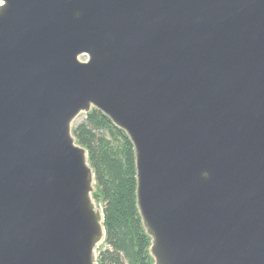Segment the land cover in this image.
Instances as JSON below:
<instances>
[{"label": "water", "instance_id": "water-1", "mask_svg": "<svg viewBox=\"0 0 264 264\" xmlns=\"http://www.w3.org/2000/svg\"><path fill=\"white\" fill-rule=\"evenodd\" d=\"M92 109L154 264H264V0H0V264H99Z\"/></svg>", "mask_w": 264, "mask_h": 264}, {"label": "trees", "instance_id": "trees-1", "mask_svg": "<svg viewBox=\"0 0 264 264\" xmlns=\"http://www.w3.org/2000/svg\"><path fill=\"white\" fill-rule=\"evenodd\" d=\"M77 143L88 151L95 173V200L103 207L105 241L98 248L99 264H154L136 201L134 146L126 133L97 109L74 124Z\"/></svg>", "mask_w": 264, "mask_h": 264}, {"label": "rangeland", "instance_id": "rangeland-1", "mask_svg": "<svg viewBox=\"0 0 264 264\" xmlns=\"http://www.w3.org/2000/svg\"><path fill=\"white\" fill-rule=\"evenodd\" d=\"M84 119H85V113L83 115H81L79 118H77L75 124L83 121Z\"/></svg>", "mask_w": 264, "mask_h": 264}]
</instances>
